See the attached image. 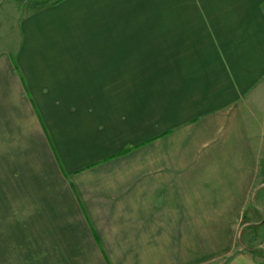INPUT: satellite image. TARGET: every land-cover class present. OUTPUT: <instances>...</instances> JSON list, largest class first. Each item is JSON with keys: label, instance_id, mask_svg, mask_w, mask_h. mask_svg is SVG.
<instances>
[{"label": "crops", "instance_id": "1", "mask_svg": "<svg viewBox=\"0 0 264 264\" xmlns=\"http://www.w3.org/2000/svg\"><path fill=\"white\" fill-rule=\"evenodd\" d=\"M112 1L0 50V264H264V0Z\"/></svg>", "mask_w": 264, "mask_h": 264}, {"label": "rangeland", "instance_id": "2", "mask_svg": "<svg viewBox=\"0 0 264 264\" xmlns=\"http://www.w3.org/2000/svg\"><path fill=\"white\" fill-rule=\"evenodd\" d=\"M41 0H0V50L6 48H13L17 43V29L18 24L24 16L28 14V11L33 8L34 4ZM56 0H44L45 3H52ZM184 0H118L112 1L113 5H122V6H130V7H143L147 8H170V6H178L183 5ZM189 2L188 0H186ZM161 12V11H159ZM161 18L162 16H158ZM159 21H162L161 19ZM264 161V160H262ZM261 174L256 175V182L261 183L264 182V168H260ZM257 213V212H256ZM257 218V226H260L259 223L264 221V206H261L259 212L256 215ZM224 225V224H223ZM229 226L224 228L223 230H227L226 235L231 238L233 241V236L237 228L242 225L238 224H228ZM245 228V227H244ZM247 229V228H246ZM246 229H242V233L249 234L251 236V241L253 244H261L264 242V232L260 229L256 231H248ZM249 229V228H248ZM246 230V231H245ZM249 232V233H248ZM212 240H208V242ZM249 243V242H248ZM213 263V262H212ZM216 263V262H214Z\"/></svg>", "mask_w": 264, "mask_h": 264}, {"label": "trees", "instance_id": "3", "mask_svg": "<svg viewBox=\"0 0 264 264\" xmlns=\"http://www.w3.org/2000/svg\"><path fill=\"white\" fill-rule=\"evenodd\" d=\"M45 4V2H36L34 4V7H40V6H43Z\"/></svg>", "mask_w": 264, "mask_h": 264}]
</instances>
